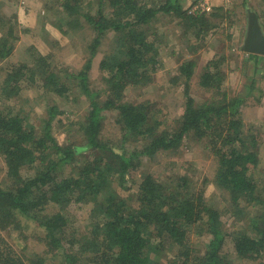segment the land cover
I'll return each instance as SVG.
<instances>
[{
	"label": "trees",
	"instance_id": "obj_1",
	"mask_svg": "<svg viewBox=\"0 0 264 264\" xmlns=\"http://www.w3.org/2000/svg\"><path fill=\"white\" fill-rule=\"evenodd\" d=\"M56 4L58 9L50 8L51 25L58 31L71 37L89 31L90 41L83 40L84 65L63 77L53 67L52 55L36 53L31 63L6 75L0 93L16 99L22 80L40 96L52 92L69 99L77 89L88 110L70 123L79 144L65 145L52 135L53 117L60 113L55 105L48 107L40 131L27 127L14 107L0 110V155L12 181L10 187L0 188V231L16 230L21 219L30 221L44 231L48 253L67 264H78L77 258L83 264H230L228 256L264 264V179L253 175L260 163V136L245 130L238 117L244 98L229 96L224 89L226 76L220 66L225 58L211 59L201 68L198 85L212 93L202 103L190 95L193 60L182 61L171 74L172 84L183 85L185 100L173 125L158 117L155 101L127 100L128 92L150 84L161 66L159 48L147 29L159 13L175 14L194 40L213 27L208 19L218 14H189L178 0H55ZM11 34L10 28L8 37L0 38V61L12 53ZM108 34L112 38L99 61L102 85L92 90L89 71ZM263 57L248 54L254 65ZM106 112L116 114L117 148L101 136ZM185 138L202 142L215 157L214 184L228 195L229 212L241 219L248 209L254 211L249 229L230 235L232 253L225 251L228 234L221 211L206 203L203 191L195 194L189 189V178L161 181L144 173L138 181L133 176L143 158L151 161L173 152ZM24 171L31 174L24 176ZM114 184L124 190L135 186L136 191L122 197ZM71 203L93 205L90 222L78 237L66 232L65 210ZM193 230L209 236L202 249L189 240ZM162 254L169 256L162 260ZM45 256L20 255L0 234V264H45Z\"/></svg>",
	"mask_w": 264,
	"mask_h": 264
},
{
	"label": "rangeland",
	"instance_id": "obj_2",
	"mask_svg": "<svg viewBox=\"0 0 264 264\" xmlns=\"http://www.w3.org/2000/svg\"><path fill=\"white\" fill-rule=\"evenodd\" d=\"M191 1L178 0L182 9L186 11ZM207 1L211 10L205 14L207 16L218 14V17L208 19L213 27L207 28L197 40H194L195 37L175 14L159 13L147 26L159 48L161 66L153 81L139 90H130L127 100L130 102L155 101L159 110L158 117L165 123L173 125L174 119L183 113L185 100L182 95L183 85L172 84L171 74L177 72L182 61L193 60L196 66L190 81V95L196 103H202L209 99L212 93L198 85L201 68L211 59L225 58L220 66L226 76L223 86L229 96L244 98L238 117L243 122L245 130L249 129L254 136L257 134L260 136L258 138L260 163L253 175L257 179H264V57L258 65H254L249 61L248 54L240 49L246 34V9L256 13L264 33V0H245L246 6L243 5L242 0ZM54 4L55 0H0V38L8 37L11 28L12 37L9 38V43L13 47L11 55L0 61V90L6 75L14 67L18 68L20 65L31 63L36 53L43 56L52 55L50 61L63 77L67 73V75L75 73L84 65L87 50L83 47V40L90 41L87 38L89 31L85 30L74 37L58 31L51 25L54 16L50 8L58 9L57 4L55 6ZM2 20H9V22ZM111 38L112 34L106 36L103 45L99 47L93 58L88 80L92 90H98L102 85L99 61L107 51ZM73 82L77 81L73 79ZM19 85V96L14 100H9L0 93V110L6 106H12L21 112L27 127L32 126L36 130H41L42 121L47 118L48 107L55 105L60 113L53 117L52 135L60 145H65L67 141L79 144L80 140L75 131L70 130V123L76 121L77 115H84L88 110V102L84 96L80 95L79 90H74L69 95V99H66L67 97H58L52 92L40 96L30 88L26 80L20 81ZM102 126V138L110 139V144L117 148L120 145V133L119 126L116 124V114L106 112ZM143 159L141 168L133 175L136 180L139 181L144 173H149L161 181L186 176L190 180L189 189L192 192L196 194L203 191L206 203L222 213L221 219L228 234L225 251L232 253L230 235L238 230H248L254 211L248 209L247 214L241 219L229 212L228 195L214 184L216 159L204 148L203 143L185 138L177 150L157 155L151 161H148V158ZM29 174L31 173L23 172L24 176ZM11 182L6 175L5 163L0 155V188L10 187ZM113 187L122 197L136 191L135 186L129 190H124L115 184ZM92 208L91 204H69L65 210L68 218L66 228L68 237L71 235L78 237L86 230L90 217L93 215ZM0 234L20 255L22 253L26 256L32 253L46 254L45 264H67L61 260L60 256L56 258L48 253L49 248L45 243L44 231L36 228L30 221L21 219L20 226L16 230L0 231ZM189 240L197 248L202 249L209 240V236L198 235V230H193L189 233ZM166 256L169 255L162 254V260H165ZM228 257L230 264H255L248 260ZM84 262L83 259L77 258L78 264Z\"/></svg>",
	"mask_w": 264,
	"mask_h": 264
},
{
	"label": "water",
	"instance_id": "obj_3",
	"mask_svg": "<svg viewBox=\"0 0 264 264\" xmlns=\"http://www.w3.org/2000/svg\"><path fill=\"white\" fill-rule=\"evenodd\" d=\"M246 16V34L240 49L247 54L264 56V33L257 15L249 9H246Z\"/></svg>",
	"mask_w": 264,
	"mask_h": 264
},
{
	"label": "built area",
	"instance_id": "obj_4",
	"mask_svg": "<svg viewBox=\"0 0 264 264\" xmlns=\"http://www.w3.org/2000/svg\"><path fill=\"white\" fill-rule=\"evenodd\" d=\"M211 10L207 0H192L188 6L189 14H202Z\"/></svg>",
	"mask_w": 264,
	"mask_h": 264
}]
</instances>
